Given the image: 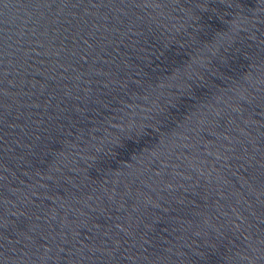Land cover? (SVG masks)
Listing matches in <instances>:
<instances>
[{
	"label": "water",
	"instance_id": "95a60500",
	"mask_svg": "<svg viewBox=\"0 0 264 264\" xmlns=\"http://www.w3.org/2000/svg\"><path fill=\"white\" fill-rule=\"evenodd\" d=\"M0 264H264V0H0Z\"/></svg>",
	"mask_w": 264,
	"mask_h": 264
}]
</instances>
